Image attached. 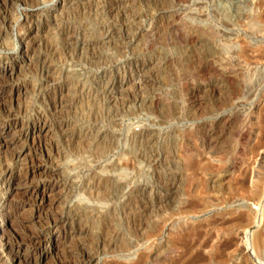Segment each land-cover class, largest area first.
Wrapping results in <instances>:
<instances>
[{
  "label": "rangeland",
  "instance_id": "374dc122",
  "mask_svg": "<svg viewBox=\"0 0 264 264\" xmlns=\"http://www.w3.org/2000/svg\"><path fill=\"white\" fill-rule=\"evenodd\" d=\"M239 1L0 0V66L12 69L1 84L14 88L5 108L0 106V125L10 135L35 121L51 126V134L37 142L49 161L32 157L40 167L35 180L46 185L57 177L58 217L88 233L78 239L69 232L60 251L46 244L28 252L45 254L37 264H74L81 249L96 255L95 264H137L140 256L142 264H169L181 251L173 245L179 231L209 229L211 248L238 232L230 222L218 231L211 224L227 217L233 210L227 205L244 195L237 172L231 182L220 179L227 169L249 165L254 172L264 156V142L250 155L260 128L254 118L264 110V59L238 66L231 61L242 50L264 48L256 42L264 38V0ZM29 26L36 44L22 53L18 39ZM215 81L224 89L218 103L210 92ZM59 95L63 103L54 108ZM198 96L204 101L195 110L191 101ZM236 99L251 111L235 112ZM222 112L231 121L214 128L212 117ZM207 129L216 131L210 141ZM186 147L195 155L191 165L203 157L204 171L196 176L178 169ZM11 150L0 166L11 163ZM45 164L56 169L54 176L41 172ZM169 173L177 177L170 200ZM183 198L196 202L200 212L182 214ZM10 199L0 187V204ZM251 207L257 213L258 206ZM36 221L32 232L40 231L44 216ZM58 229L50 235L62 233ZM239 263L234 256L208 261ZM249 264L257 263L251 258Z\"/></svg>",
  "mask_w": 264,
  "mask_h": 264
},
{
  "label": "bare ground",
  "instance_id": "6f19581e",
  "mask_svg": "<svg viewBox=\"0 0 264 264\" xmlns=\"http://www.w3.org/2000/svg\"><path fill=\"white\" fill-rule=\"evenodd\" d=\"M235 2L238 3L240 1L235 0ZM118 28H120V30L121 29L123 30L125 27H118ZM30 34H31V30L29 26L24 36L22 35L18 39L22 53L27 52L26 50L28 49V46H33L34 44H36L34 37L35 35L31 36ZM259 41H262L264 45V38L260 37L259 39L256 40V42ZM240 49H242V47ZM244 51L242 50L241 53H239L240 55L233 56V58H231L232 64H234L235 66L247 62L253 64L259 61H263L264 59V48L262 50L257 49L246 52ZM11 70L12 69L10 67L8 68L7 66H3V65L0 66L1 108H5L6 101L10 98L11 94L14 92V88H12V90H6L5 88H3L1 84L4 78L11 76ZM227 78H228L227 80L231 82V79L229 77ZM218 82L215 81V83H213L212 87L210 88L211 89L210 92L213 93V99H215V103H218L220 101L219 95L221 94V92H224L223 87ZM230 92L232 95L237 94L233 91ZM203 101L204 100L202 99V97L198 96L194 98L193 101H191V105L195 107L196 110L201 107ZM245 101H243V99H236L231 106L235 110V112H239V109L244 107L245 108L243 109V111L246 112L247 110V112L248 111L250 112L251 109L250 107H247ZM62 103H63L62 96H60L58 97L57 101L53 102V106L54 108H56L61 106ZM250 105L251 104H249V106ZM254 120L255 123L260 126V128H259L258 137L252 136L254 139H256V143H255L256 145L255 144L252 145L250 149V155L252 156L253 153L255 152L254 151L255 148H257V146H260L264 142V110L260 114V116L254 118ZM212 121L215 126L214 128L219 129V127H225V126L227 127V125L231 121V114L227 112L215 114L214 117H212ZM51 130H52L51 126H49L45 120L37 121V122L35 121L28 128L19 127L17 129H14V131L17 132L16 135L9 134V131H11L9 127L7 126L0 127V157L2 158L9 149H12L11 150L12 153L9 151L11 153L10 155L11 163L0 166V187L3 189V196L11 197L9 202H7L6 204H4V202L0 204V213H1L0 214V263L1 264H21L23 261L37 264L39 261H42L43 258L44 259L46 258L45 254L43 253L44 255L42 254L40 258H36L34 257L33 253L28 254V252H40L42 251L43 248H46V244L48 245L52 244L51 247H53L55 251H60L59 249H62L64 247V243L66 240L65 238L66 236H69V232L71 235L79 236L78 239L88 234L87 230L84 227L74 226L75 224L73 226H71L70 224L68 225L67 218L58 217L56 207L62 195V192L58 190L57 177H54L56 178V180H54L52 184L48 183L46 185L45 184L40 185L35 180V175L40 167H38L37 164H34V160L32 159V157H34L35 159V155L36 156L41 155L43 157L44 163L46 161H49L48 153H42L43 155L40 154V152L38 153L37 142L40 140V138H42L41 135L49 136L51 134ZM62 132H65V130ZM215 133L216 131L214 129L212 130L207 129L205 132L206 135L204 134L206 140L210 141V139L213 138L211 136H214ZM20 140L25 141L26 143L25 142L20 143V146H18ZM30 153H34L33 156H31ZM193 156L195 155L191 154L188 148L186 147L184 152V161L182 164L179 163L178 169L183 170L186 173L188 172V170L192 169V171H190L188 174L192 172V175L196 176L195 175L196 173L204 171V168L201 166V161L203 157L200 158L198 157L199 160L192 161L193 163L191 165L190 161L192 160ZM263 160H264V156H262L263 163L261 162L260 164H258L254 172H253V168L248 167L249 165L248 166L243 165L244 167L242 166L243 168L239 170H237V168L232 166L229 170L227 169V173L225 177L220 178L222 180L227 178V180L231 182V180H234V178H236L234 176H236L235 173L237 172L238 178L235 180V183L236 186L239 188V190L241 189L244 195L241 197V199L233 201L227 205V208H232L233 210H231V212H228L229 215L227 217L224 218L221 217L217 221L215 220L216 222H213L211 224V230L218 231L220 229V225H224V223L230 222L232 223L231 227H233L234 229H238V232L235 233L233 236H231L228 240H226V242L224 243L222 242L220 246L215 247L216 248L215 249L209 247V244L212 243L213 240L211 232L208 233L209 229L208 232L205 233L203 230L204 228L201 227L197 231H194L195 233H193L190 229H185L188 231H183V233H181L182 231L181 232L179 231V234H177L176 240H174L173 245L180 246L181 251L179 253L178 259L176 261L174 260L170 262L169 264H208V261L212 260V258L223 260L225 259V257H231V256H234L235 258L238 257V260L240 262L239 264H249V260H251V258H254L257 264H264V214L262 213L264 208L263 207L264 194L263 192L261 193V186H260L261 184L260 181L264 180ZM1 161L2 160H0V162ZM47 165L45 164L43 166L41 172L43 174L50 173L53 174L52 176H54L56 169L48 168ZM190 165L193 168H191ZM39 175H41V173ZM179 176H180L179 180L181 181L182 176H184V172H181V175ZM176 178L177 177L175 173H169V179H171V181L169 184V193H167V197H166L168 199L171 196L173 197V195L175 194L173 189H176L175 187ZM172 179L174 181H172ZM211 180L214 183L215 180L217 179H211ZM247 181L249 183L248 185H247ZM41 183H43V181ZM131 192L132 191L127 192L126 196H130ZM14 198H19V200L16 202L14 201L12 202ZM180 201H181L180 202L181 208L180 207L179 208L181 209L180 210L181 213L185 214V216L187 214L189 215L200 212V208H198L197 206L198 204L196 202L189 201L187 200V198L186 199L183 198ZM252 205H254L255 207L258 206L257 213L253 211L252 209L253 207H251ZM42 215L44 216L45 221L42 222L41 228L39 227L40 231L32 232L31 230H29L34 224V220L36 219L38 221V219H40ZM55 227L60 228L58 230H62V233L55 235L56 237H52V235H50V232ZM64 227H67V230H63ZM20 228L25 229V233H22L20 231ZM240 230H242V233H240ZM59 235L61 236L59 237ZM22 252H25V254ZM78 254L79 256L76 255L74 256L75 257L74 264H95L97 262L95 261L97 260L95 254L87 253L82 249ZM137 264H142V256H140L139 262Z\"/></svg>",
  "mask_w": 264,
  "mask_h": 264
}]
</instances>
